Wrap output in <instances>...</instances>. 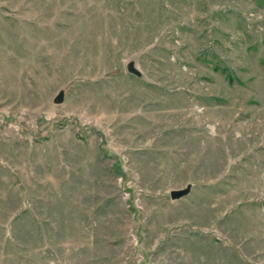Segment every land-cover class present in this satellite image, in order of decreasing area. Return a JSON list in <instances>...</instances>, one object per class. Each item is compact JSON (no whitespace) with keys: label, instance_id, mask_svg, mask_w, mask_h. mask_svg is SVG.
<instances>
[{"label":"rangeland","instance_id":"1","mask_svg":"<svg viewBox=\"0 0 264 264\" xmlns=\"http://www.w3.org/2000/svg\"><path fill=\"white\" fill-rule=\"evenodd\" d=\"M0 264H264V0H0Z\"/></svg>","mask_w":264,"mask_h":264},{"label":"water","instance_id":"2","mask_svg":"<svg viewBox=\"0 0 264 264\" xmlns=\"http://www.w3.org/2000/svg\"><path fill=\"white\" fill-rule=\"evenodd\" d=\"M127 71L129 74H132L136 77H141L142 73L140 70L136 67V65L131 62L127 66ZM64 101V93L60 92L59 95L55 98V103L60 104ZM190 193V187L182 189V190H173L170 194V197L172 200H179L181 198L186 197Z\"/></svg>","mask_w":264,"mask_h":264}]
</instances>
